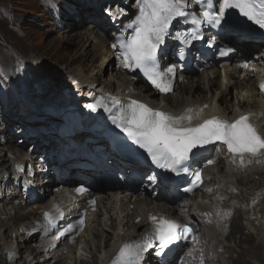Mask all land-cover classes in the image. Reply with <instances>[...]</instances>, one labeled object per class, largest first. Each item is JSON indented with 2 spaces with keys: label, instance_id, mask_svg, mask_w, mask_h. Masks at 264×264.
Masks as SVG:
<instances>
[{
  "label": "bare ground",
  "instance_id": "bare-ground-1",
  "mask_svg": "<svg viewBox=\"0 0 264 264\" xmlns=\"http://www.w3.org/2000/svg\"><path fill=\"white\" fill-rule=\"evenodd\" d=\"M86 2L92 5V16L97 18V21L88 24L86 30L79 32L87 43L81 51L75 52L76 54L70 57L66 62L69 67L62 70L61 75L60 73L52 75L51 71H43L44 73L38 76L35 86L37 90H33L37 94L38 100H34L37 101L36 105L32 104L31 107L25 108L24 104L33 96L30 91L25 92L30 88L21 90L16 86V82L8 81L10 103L21 111L23 122L31 121L34 113L40 118L43 117L49 106L47 115L50 119H55L50 123L54 134L50 135V138L43 136L39 127L34 128V137L38 139L37 146L32 152L18 150L17 153H12L7 161L5 153L0 154V200H3L5 192L8 199L3 205L0 204V226L3 229V232H0V246H2L0 254L18 253L21 256V253L26 251L27 258L22 264H41L40 258L43 257L44 251L26 245L30 239L26 233L47 206L46 196L49 194L50 197L57 196L53 190L54 181L49 183L38 178L39 175L52 176L50 160L43 165L35 157L48 149V145L43 144V140L49 145H53L54 142L56 145H63L69 139L82 141L83 135H88L84 131L89 129L91 121L98 120L97 109L85 108L82 111V107L88 102L104 104L102 96H107L113 101L138 100L155 110L174 116L190 114L191 122L184 119L180 121L181 125L202 122L209 115L236 120L241 115L254 113L255 115L250 117V122L264 135V97L257 94L254 89L259 66L264 62L263 42L260 39L248 35V38L237 41L231 53V62L220 68L208 66L209 63H203L199 59V63L203 66L200 73L189 77L178 72L174 78L173 93L159 100L156 93L149 91L144 85L134 87L139 79L125 71L123 63L119 60L115 34L126 32L125 28L130 19L124 16L123 9H129L128 7L137 0H86ZM102 3L112 5L110 11L101 12ZM251 48H254V51L250 52ZM94 50L98 52L93 54ZM101 51L105 55L114 57L115 60V74L106 81H103L104 72L91 68L95 57L100 56ZM101 58L98 64L102 65L107 60L105 56ZM240 59L246 61L244 67L237 65ZM24 61L29 64L32 59L26 58ZM32 66L36 68L33 63ZM86 69L89 72H85ZM77 81L84 82L85 86L75 92L76 88L69 87L71 82H75L73 85L76 86ZM66 87L68 89L64 91ZM231 90H233L232 99ZM72 92L75 93L71 94ZM52 101L59 104L53 107ZM68 107H74V111H67ZM57 118L62 122L57 124ZM61 125L70 126L71 130L57 135V129ZM24 139L26 142L31 140L28 133L24 134ZM8 152L11 153L10 150ZM223 155V152H214V156L218 158V164L214 168L220 169L222 175L220 177L213 175L214 168H207L204 185L194 195L176 202L168 195L167 187L162 186L158 181L150 183L153 187L149 186L148 190L143 189V185L139 182H130L128 190L131 193L125 190L120 191V195H112L113 198L106 195L97 199L96 213L94 216L92 213L87 215L88 225L80 241L81 245H86L88 242L85 241L84 236L90 234V246L89 243L88 246L86 245L89 248L87 251L89 257L83 258L80 254H76L73 264H111L117 253L116 249L135 232H143L147 229L146 220L150 213L154 212L173 216L181 222L194 223L195 238L188 252L184 254L182 264H264V158H260L259 161L250 158L252 162L249 163V158L245 157L244 165H241L237 158H233L227 161L226 167L221 165L227 160ZM68 157L65 156V159ZM40 166L47 167L46 174L36 173ZM122 167L127 170L125 165ZM31 170L35 171L34 178L29 176ZM11 171H13L12 176ZM69 173L70 170L65 172L61 176L64 183L56 186L65 185L64 187L72 189L82 184H74L73 179H65ZM233 176L235 183L230 181ZM26 182L36 192L34 200L25 197L19 190V186L21 188ZM97 183L100 185V181ZM43 184L47 185L46 191L50 190L49 194L40 191L43 189ZM240 184L243 188L238 189ZM221 203L229 206H223ZM99 209L102 210L103 220L98 218L99 214H102ZM235 215H237L236 220ZM239 233L241 240L235 242L233 237ZM230 239V246L222 242ZM98 241L101 242L100 245ZM243 242H249V247H242ZM62 248L64 247L60 249ZM46 253L50 255L51 252ZM193 256L195 259L192 260L190 257ZM153 258L154 252L151 250L147 252L146 262L140 264H155L150 262ZM43 260L45 261V258ZM0 263L2 264L1 261ZM54 264H60L59 260Z\"/></svg>",
  "mask_w": 264,
  "mask_h": 264
},
{
  "label": "snow or ice",
  "instance_id": "snow-or-ice-1",
  "mask_svg": "<svg viewBox=\"0 0 264 264\" xmlns=\"http://www.w3.org/2000/svg\"><path fill=\"white\" fill-rule=\"evenodd\" d=\"M137 5L138 14L128 25L134 30V34L126 44L122 45L125 49L123 65L126 68L140 69L157 89L165 93L170 92L171 81L165 80V77L173 74L175 67L170 66L165 71H160L156 59L157 51L164 43V38L168 34L172 22L178 17L185 16L186 0H137ZM233 10L264 29V0H219L218 13L203 11L201 16L191 13L192 24L199 25L204 21L213 24V26L219 25ZM191 38H198L195 32ZM185 43H190V40L185 39ZM182 55L181 53V57ZM260 87L261 90H264V83ZM116 104L119 102H115L113 107ZM88 107L92 108L94 105H88ZM187 111L190 112V110ZM252 115L255 114L247 113L234 121L212 117L195 126H181V120L187 119L191 122L190 114L174 116L154 110L138 100H131L126 108L121 106L119 115L113 116L112 119L126 133L127 137L147 152L153 163L158 167L176 172L178 166L189 160L194 149L216 141L226 145L234 159L239 157L241 165L245 164L246 156L256 158L257 161L264 158V135L250 122ZM248 162L251 163V159ZM181 170L189 171L187 167H183ZM192 174L197 183L202 182L200 172ZM191 190V188L186 189V191ZM78 191L82 192L86 189ZM60 216H63L62 212ZM149 218L153 225L150 236L153 241L159 242L160 252H163L175 241L186 238L191 232L190 228L182 226L174 220L157 216ZM44 219L49 226H55V220L51 213L45 212ZM78 224L83 226V216L80 217ZM73 230L74 225L68 224L59 231L55 239H59L65 233ZM148 235L146 234L145 239ZM150 246V244L141 242L125 243L113 259L112 264H140L143 253Z\"/></svg>",
  "mask_w": 264,
  "mask_h": 264
},
{
  "label": "rangeland",
  "instance_id": "rangeland-1",
  "mask_svg": "<svg viewBox=\"0 0 264 264\" xmlns=\"http://www.w3.org/2000/svg\"><path fill=\"white\" fill-rule=\"evenodd\" d=\"M109 7V5L102 3L100 11L104 12L108 10ZM95 21H97V18L92 16V5L87 3L86 0H0V154L5 153V157L7 158L6 161L13 155L12 153H17L18 150H23L25 152H32L34 150L37 146L36 141L38 139L34 137L35 127L40 128L43 136H48L50 138V135H54L52 134L50 123H52V120H55L54 118L50 119L47 115L49 111L47 109L50 108L49 106L45 110V115H43V117L40 118L39 115L34 113V118L31 119V121L33 120L34 122H23V114L21 111L16 108V105L10 103L8 81L12 80L14 83L16 82V86L21 88V90L23 88L32 89L25 91L27 93L30 91L33 96L28 103L24 104V107H31L32 104L36 105L37 101L34 102V100L38 99L36 92L33 90H37L35 86L39 79L38 76L47 71H51L52 75H58L59 73L61 75V71L69 67L66 62H68L70 57L81 51L87 43L79 32L86 30L88 24ZM96 52L98 51L94 50L93 54H96ZM101 56H105L107 60L102 65L98 64L100 62L99 60L102 59ZM26 58L32 59V62L29 61V64L26 63L24 61ZM32 63L36 66L35 69ZM92 65L93 67L91 68L100 69L101 72H104L103 81H106V79L108 80L110 76L115 74L114 71L116 66L114 57L105 55L102 51L100 56L97 55L95 57V62ZM91 68H89V70ZM89 70L87 71L86 69L85 72H89ZM200 71L201 70H199L197 74H199ZM74 83L75 82H71L69 88H76L75 92H78L85 86L82 81L80 83L77 81L76 86L73 85ZM139 86H141V83L137 82L134 87ZM67 89L66 87L64 91ZM132 90L136 89L132 88ZM232 93L233 90H231V99ZM92 103L93 102H88L84 105L82 111H84L85 108L89 109L88 105L96 106V104ZM58 104L59 103L52 101L51 105L55 107V105ZM67 111L73 112L74 107H68ZM61 122L59 118L56 119L57 124ZM22 132H24V134L28 133L31 140L26 142ZM2 133L4 134L3 136ZM25 144L27 145L25 146ZM43 144L48 145V148L50 146L48 142H44V140ZM9 150L11 153L8 152ZM221 165L227 167L226 162L221 163ZM212 171L213 175L218 177L222 175L220 169L214 168ZM36 173L45 174L46 170L40 169ZM10 174L12 176L13 171H11ZM230 181L233 183L236 182L234 176ZM73 183L75 184L78 182L75 181ZM43 185V191L44 188L46 191L47 185ZM55 186L56 184L54 187ZM241 188H243L242 184L239 185L238 189ZM22 192L24 191L22 190ZM47 192L50 193V190H47ZM5 194L6 192L4 193L3 200H0L1 205L8 201V199H6L7 195ZM222 205L229 206L227 204ZM99 212L102 213V210L99 209ZM98 217L100 220H103V213L99 214ZM234 219H237V215H235ZM0 232H3L2 226H0ZM240 235V233L239 235L237 234V238L233 237V240L235 242L239 241L241 238ZM84 237L87 239L90 246V234H85ZM33 241L34 238L31 237L26 245L33 247ZM230 241L231 239L222 242L230 246ZM88 243L86 244L87 246ZM248 243L249 242H243L242 247L246 246V248H248ZM98 244L100 245L101 242L98 241ZM63 245L64 244L59 246L58 249L60 250ZM86 245L83 244L80 248L77 247L76 254H80L83 258H88L87 251L89 248H87ZM233 245H235L234 242ZM94 247L95 246H93V248ZM1 248L2 246H0V249ZM83 248L84 251H82ZM76 254L72 253L70 248H66L65 253H51L50 255L42 253L43 257L41 256L40 258L41 264H54L57 260H59L60 264H73L74 255ZM25 258H27L26 251L21 253V256L18 253H10L7 255L0 254V261L2 264H22ZM44 258L45 261L43 260Z\"/></svg>",
  "mask_w": 264,
  "mask_h": 264
}]
</instances>
